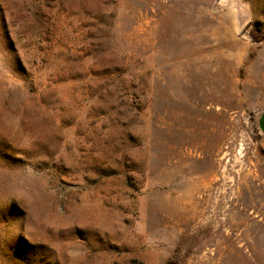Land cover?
<instances>
[{
  "label": "rangeland",
  "instance_id": "374dc122",
  "mask_svg": "<svg viewBox=\"0 0 264 264\" xmlns=\"http://www.w3.org/2000/svg\"><path fill=\"white\" fill-rule=\"evenodd\" d=\"M264 0H0V264H264Z\"/></svg>",
  "mask_w": 264,
  "mask_h": 264
},
{
  "label": "crops",
  "instance_id": "0c3cea01",
  "mask_svg": "<svg viewBox=\"0 0 264 264\" xmlns=\"http://www.w3.org/2000/svg\"><path fill=\"white\" fill-rule=\"evenodd\" d=\"M257 123L259 131L264 136V109L259 113Z\"/></svg>",
  "mask_w": 264,
  "mask_h": 264
}]
</instances>
